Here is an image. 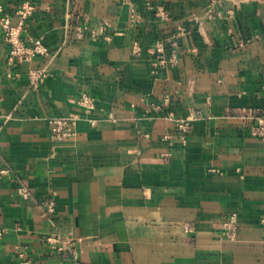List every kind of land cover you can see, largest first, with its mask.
<instances>
[{"label": "crops", "instance_id": "obj_1", "mask_svg": "<svg viewBox=\"0 0 264 264\" xmlns=\"http://www.w3.org/2000/svg\"><path fill=\"white\" fill-rule=\"evenodd\" d=\"M0 8L27 45L43 38L48 48L10 64L0 29V264H22L20 253L33 264H264V139L251 134L264 106V0ZM159 41L178 58L155 72ZM36 69L48 75L33 87ZM83 94L96 98L95 125ZM170 112L200 113L186 142ZM71 115L81 117L75 135L52 140L49 118ZM58 234L76 260L46 241Z\"/></svg>", "mask_w": 264, "mask_h": 264}, {"label": "built area", "instance_id": "obj_2", "mask_svg": "<svg viewBox=\"0 0 264 264\" xmlns=\"http://www.w3.org/2000/svg\"><path fill=\"white\" fill-rule=\"evenodd\" d=\"M1 9V8H0ZM32 7L29 5L28 8H25L24 11H20L19 13L23 18H26L27 15L31 13ZM1 11V10H0ZM139 18L138 14H133V19L136 20ZM21 25L14 26L12 24V18L9 14H1L0 13V29L4 33L5 40L10 44V64L21 63L25 60H31L37 56H45L48 54V48L43 42V38H39L34 40L32 45H27L21 38ZM82 29L78 27V33L80 34ZM134 51L139 53L141 51V47L138 43L134 45ZM170 55L168 59H166V46L162 41H159L155 44L153 48V54L156 55V60L152 63L153 70L156 72L160 67L166 66L169 62L172 65L177 63V50L173 45L169 48ZM47 72L44 69H36L30 74L31 85L33 87H38L41 82L45 80L47 77ZM261 92L264 98V82L261 83ZM166 103L169 101L167 98ZM80 105L84 109V112L87 114V121L91 125H95L97 120L92 116L93 113L97 112L98 106L96 98L89 95L83 94L79 98ZM158 110V107L154 108ZM200 117L199 112H190L185 117H175L173 113H169L166 118L173 121L175 123V127L180 134V138L183 142L187 141L188 135L191 132L193 123ZM113 119L112 117H110ZM81 119L79 115H71V116H61V117H51L48 120L51 132V138L54 141H63L73 135H75L74 128L78 121ZM255 125L251 130V134L253 136L264 139V106L257 108L254 114ZM169 136H165L168 138ZM163 157L168 158L170 154H164ZM19 194L25 198H29L31 196L30 190L26 186H22L19 188ZM47 210L49 212H53L55 210V201L51 199L47 206ZM264 223V219L262 220ZM228 234L231 238H234L237 233L238 228V214H231L224 223ZM46 241L49 242L54 251L65 255L68 258L76 260L78 258V251L74 245L72 239L66 238L60 234L51 235L46 238ZM20 256L23 258L22 264H33L31 259H28L24 256L23 253H20Z\"/></svg>", "mask_w": 264, "mask_h": 264}]
</instances>
